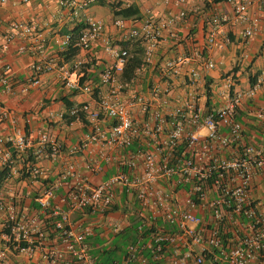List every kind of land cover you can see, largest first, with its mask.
<instances>
[{"label": "built area", "instance_id": "1", "mask_svg": "<svg viewBox=\"0 0 264 264\" xmlns=\"http://www.w3.org/2000/svg\"><path fill=\"white\" fill-rule=\"evenodd\" d=\"M87 3L80 2L78 7ZM61 4L71 6L75 2L62 0ZM232 15L246 25L244 38L256 34L259 18L248 15L246 2L233 5ZM184 16L180 11L176 18ZM173 20H145L139 28H129L124 17H117L113 25L121 32L120 40H138L144 62H150ZM225 21L226 16L213 15L209 46L220 44L217 33ZM12 28L14 33L7 40L15 33L31 35L36 30L21 23ZM98 39L115 59L100 74V82L111 88L96 108L89 104L72 106L68 115L91 124L83 147L103 137L116 147L138 146L121 160L115 173L92 184L72 166L55 172L43 165L44 159L53 160L62 152L60 143L46 133L40 134L34 150L30 137L21 131L12 136L0 134V170H4L0 181V264H101L90 243L96 225L113 235L128 226L138 236L124 246L121 258H112L109 264H264V197L256 194L253 183L255 173L264 172V144L247 145L243 125L235 117L245 97L264 89V76L229 94L221 107L207 111L192 99L165 112L168 99L156 85L151 96L158 100L157 105L139 94L123 103L118 97L121 85L116 75L123 72L127 49L115 47L104 35L102 22L94 19H86L74 45L88 51ZM56 41L67 46L71 34ZM261 54L264 58V44ZM190 60L191 55L183 54L167 60L163 77H174ZM205 65L214 66L211 61ZM55 66L49 59L33 64L35 76L28 83L36 85L37 76ZM9 72L7 64L0 84L3 91L12 93ZM62 73L67 85L89 90L88 85L71 81L68 70L62 69ZM199 77L197 68H190L189 84L195 85ZM135 104L149 111V118L142 123L131 116ZM101 112L111 120L106 134L98 123ZM2 113L10 117L7 110ZM57 116L63 119L65 114ZM256 116L264 119V108ZM201 130H205L204 135ZM163 134L162 141L159 138ZM228 149L232 154L226 152ZM89 169L94 172L99 166ZM117 189L134 198V203L126 206V219L132 216L134 221L126 225L107 221L115 211ZM78 212L86 222L73 221Z\"/></svg>", "mask_w": 264, "mask_h": 264}, {"label": "crops", "instance_id": "2", "mask_svg": "<svg viewBox=\"0 0 264 264\" xmlns=\"http://www.w3.org/2000/svg\"><path fill=\"white\" fill-rule=\"evenodd\" d=\"M61 1L0 0V78L5 66L9 64L13 90L12 93L5 92L0 84V134L12 136L21 131L30 137L33 142L31 150H34L38 146L40 134L46 133L50 139L60 143L62 149L55 159L42 161L43 165L51 167L55 172L72 166L80 177L98 184L115 173L118 164L130 152L128 148L110 145L106 137L83 147L85 135L91 131V124L86 119L79 121L68 115L72 106H98L99 100L111 88L110 84L100 82V74L115 61L104 48L102 39L96 40L90 50L79 49L71 59L64 60L61 55L66 51V46L56 40L71 34L77 23L85 24L86 19L101 21L104 35L112 39L115 47L123 48L120 43L125 41L120 40L121 32L113 25L117 17H124L129 28H139L145 20L155 22L175 18L159 41L152 60L145 62L131 82L124 83L121 80L122 73L116 75L121 85L118 97L123 103L132 101L133 96L139 94L157 105L158 100L151 96V89L156 85L161 95L168 99L167 107H163L165 112L192 99L207 111L221 107L229 94L251 86L264 76V58L259 51V47L264 44V0H233L232 3L225 0L216 4L212 0H72L75 4L71 6H64ZM83 1H88L87 5L79 8L78 3ZM243 2L248 5V15L259 18L256 34L248 39L242 36L246 25L232 15L233 5ZM111 3L116 4V10L131 6L137 10V14L129 17L116 15L111 9ZM180 11H184L185 16L178 19L176 16ZM214 14L226 16L227 21L219 27L217 33L220 44L209 46L207 37ZM17 23L32 25L36 30L31 35L15 33L11 40H7L14 33L12 27ZM182 54L191 55L192 60L184 63L174 77H163L165 62ZM43 59L52 60L56 66L50 72L39 74L36 85L29 84L28 80L35 76L32 65ZM207 61L213 62L214 66L206 67ZM78 63L81 64L75 67ZM83 64H89L85 71H81ZM190 68H197L200 73L195 85L188 81ZM62 69L68 70L71 81L82 80V86L88 85L89 90L67 85ZM208 80L211 81L209 107L205 104L204 91ZM261 108H264L263 88L253 96L245 97L236 110L235 117L243 125V138L247 145L264 144V119L256 116ZM3 110L9 112V118L3 116ZM130 110L133 119L139 123L149 118V111H143L140 105L135 104ZM59 113L65 114L63 119L58 118ZM98 123L102 133L106 134L111 120L101 112ZM201 134L204 135L205 130H201ZM159 139L163 141L165 135ZM226 152L232 154V149ZM94 165H98L99 169L93 172L89 166ZM253 183L256 194L264 197L263 171L255 173ZM116 195L115 211L107 221H118L123 225L127 221L133 222L132 216L126 219V206L134 203V198L119 189ZM81 217L82 213H75L73 221L86 222ZM94 228L96 234L90 243L95 255L98 250L113 245L118 234H108L103 226L96 225ZM128 228L125 226L123 230ZM116 255L117 258L123 256L119 250Z\"/></svg>", "mask_w": 264, "mask_h": 264}, {"label": "trees", "instance_id": "3", "mask_svg": "<svg viewBox=\"0 0 264 264\" xmlns=\"http://www.w3.org/2000/svg\"><path fill=\"white\" fill-rule=\"evenodd\" d=\"M225 1V0H212V3L216 4L218 2ZM111 9L114 11L116 15H122L125 17H129L131 15L137 14V10L135 8H132L131 6L123 7L118 10H116V4L111 3ZM85 27V24L83 23H77L74 28L71 30V41L66 46V51L61 55L63 56L64 60L71 59L75 54L78 53L79 47L74 45V42L76 41L80 31ZM121 46L124 49H127L128 51V57L127 61L124 65L123 72L121 74V80L124 83L131 82L136 76L137 71L142 68V66L145 64L143 59V50L138 40H127L125 42L120 43ZM86 66H89V64H83L81 67V71L86 70ZM79 83L82 85V80H79ZM211 81H207L205 83V95L206 100L205 104L209 107L210 106V95H211V87H210ZM71 119H74L73 116H70ZM82 120H84L82 118ZM138 144L134 143L132 146L128 147L130 151H134L137 148ZM178 149H181V145L178 147ZM4 175V170H0V181L2 180V177ZM1 185V182H0ZM138 239V236L131 230L126 229L123 230L121 233H118L116 240H114L109 248L104 247L102 250H98L95 252V256L97 257V262L101 264H109L110 260L112 258H117L116 252L119 250L122 255L125 254L124 246L127 243H133ZM99 240V239H97ZM123 242L124 246H119V243Z\"/></svg>", "mask_w": 264, "mask_h": 264}, {"label": "rangeland", "instance_id": "4", "mask_svg": "<svg viewBox=\"0 0 264 264\" xmlns=\"http://www.w3.org/2000/svg\"><path fill=\"white\" fill-rule=\"evenodd\" d=\"M262 47H259V51H261ZM261 61L259 62V65H261ZM103 240H105V238H103ZM116 240V239H115ZM108 244L106 243L105 246H107ZM119 246H124V243L123 242H120L119 243Z\"/></svg>", "mask_w": 264, "mask_h": 264}]
</instances>
